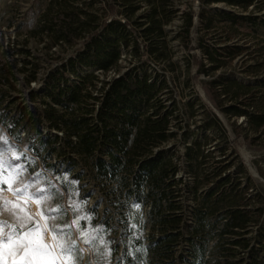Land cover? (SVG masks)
Segmentation results:
<instances>
[{
    "label": "trees",
    "instance_id": "16d2710c",
    "mask_svg": "<svg viewBox=\"0 0 264 264\" xmlns=\"http://www.w3.org/2000/svg\"><path fill=\"white\" fill-rule=\"evenodd\" d=\"M105 2L99 10L94 0H35L23 39H9L0 27V126L23 153L28 171L49 173L64 190V176L79 159L103 181L116 184V198L125 204L119 222L126 234L113 245L110 264H264V192L252 186L242 163L237 173L229 171L225 157L210 164V155L216 150L224 155L229 145L218 115L197 99L200 126L213 134L190 140L184 135V155L194 176V224L189 226L176 178L180 155L161 149L181 125L175 99L166 103L163 97L169 92L166 78L150 72L143 60L118 76L101 79L98 73H119L126 51L136 57L142 47L173 67L166 26L179 15L176 0ZM180 17L175 38L188 49L187 66L197 64V76L207 77L201 80L207 94L226 116L245 117L244 126L233 123L235 129L242 127L245 138L259 140L264 133V0H201L197 12L188 5ZM23 24L13 18L5 23L17 31ZM193 27L199 33L195 45ZM44 36L47 48L81 44L47 73L44 91H29L25 102L19 75L30 86L38 72L28 41ZM239 56L245 66L241 73L252 81H243L236 71L216 74ZM84 68L91 71L80 72ZM71 75L78 80L71 82ZM188 106L193 116L199 112L195 103ZM103 226L117 231L110 219L104 218ZM183 240L189 243L185 253L179 251ZM95 264L101 263L96 259Z\"/></svg>",
    "mask_w": 264,
    "mask_h": 264
},
{
    "label": "rangeland",
    "instance_id": "374dc122",
    "mask_svg": "<svg viewBox=\"0 0 264 264\" xmlns=\"http://www.w3.org/2000/svg\"><path fill=\"white\" fill-rule=\"evenodd\" d=\"M106 0H94V7L103 10ZM112 3V0H110ZM35 0H0V27L5 32V36L11 38L23 39L26 36V31L29 26L28 24V11L32 8ZM119 9V4L115 3ZM177 6L180 8L178 12L179 15L175 17L173 22L166 26L167 30V40L170 45V50L172 51V61L174 63L173 67H170L166 60H157L150 53L146 51L145 47H142L136 57L131 51H126L125 58L120 61V72L116 73L110 71L108 75L100 74V78L103 79L106 76L120 75L127 72L129 66L132 63L145 61L146 68L150 72H155L162 74L168 83L169 92L167 95L164 94L163 97L167 99L166 103H170L171 100L176 101V120L179 121L180 128H177L176 136L162 145L163 150H175L178 152L176 156L179 161V171L176 178L179 179L178 187L181 189V202L185 210L186 225H193V217L191 215L192 208L195 205V200L193 197V192L191 186L194 181V176L191 170L190 162L184 155L186 140H190L193 137H201L206 133L213 134L212 130L202 129L200 126L203 123V118L201 116V108L196 102L197 99L205 103L212 111H214L218 117L221 119L223 125L227 129L229 135V145L228 149L225 151L224 155H220L218 150L214 151L210 155L211 162L213 158L216 160L220 157H225L231 163L229 171L232 173H237L240 168V164L245 167L247 174L253 181V185L257 189H261L264 192V176L260 173L264 172V133L259 140L253 142L248 138H245L244 134L246 131L242 127H237L236 125H245V117H228L226 116L218 107L214 105L211 98L207 94L206 88L201 82V80H206L207 77L203 74L197 76V64L191 63L187 66L188 59V49H186L179 41L175 38L178 30V24L182 20L180 14L191 5L194 12L199 10L201 0H176ZM218 6L227 8L222 3ZM16 19V22H24L20 30H16L15 27L8 28L5 23L9 19ZM194 24H197V16L194 17ZM199 33L196 27L192 28V44L195 45L196 38ZM47 37L41 39L36 37H30L27 47L30 49L31 53L34 55L32 62L37 63V79L32 81L30 86L25 84L24 80L20 78L17 81V87L20 91L21 99L28 102L27 97L29 91H36L42 93L45 88V77L51 69L57 68L61 61H64L70 55L76 53L77 48L80 46L81 42H78L73 47H66L64 45L47 48L45 41ZM81 41V40H80ZM253 43V41H251ZM244 43V39L241 40ZM247 43L246 45H248ZM237 57L232 63L228 64L226 67L216 71V74L223 72L236 71L237 76L243 81H252L253 79L249 76L241 73V70L245 67L243 59ZM246 57V56H245ZM91 71L86 68L80 72ZM78 80L77 76L71 75V82H76ZM99 85V83H98ZM93 94H97L95 89H92ZM18 94V93H17ZM195 103V109H199L196 115H192L189 110L188 102ZM30 105L29 103H27ZM47 129L45 130V132ZM186 131V132H184ZM51 134H59L63 136L62 131L51 130ZM187 133L188 137L184 140V135ZM0 136L7 139V144L0 142V148L7 149L12 147L17 153L20 150L11 143L10 139L5 134V131L0 126ZM217 139L221 140L219 136ZM219 137V138H218ZM19 148H23L20 145ZM213 148V147H211ZM15 165L23 166V175L21 179L27 183H35L39 179L38 187H42L46 190L47 194L51 196V199L47 200L44 204L40 206L41 211H44L46 215L55 216L56 219H50L48 221L49 226H57V230H62L65 233V239H68L70 234L71 240L76 241V246L73 251L74 264H95L96 259L100 261L101 264H110L114 262V258L111 255V249L113 245L121 243L125 237V228L120 224L119 219L122 216V212L125 210V204L122 198L117 199L115 190L116 184L109 181H103L100 178L95 169L79 159L76 168L72 170L71 173L64 176V181L67 182L68 190H64L62 186L56 182L49 173H45V176L38 173H31L25 167V164L20 158L19 160H12ZM74 173H78V178H72ZM14 187L17 185H13ZM6 187V185L4 186ZM29 191H35V188H30ZM9 200H14L12 195L4 193ZM79 204V209H74L73 204ZM35 204V203H33ZM32 203L27 206V210L30 213L35 214L38 210L35 204V210L31 208ZM59 208V212H51L50 209ZM79 217H85L86 219H80L79 225H73V220ZM90 218V219H87ZM104 218L110 219V223L116 232L112 230L109 231L103 226ZM39 219V217H37ZM0 221L7 222L8 224H15V218L8 211L0 210ZM29 227L32 225L29 224ZM70 226V227H69ZM8 231V228H5ZM82 231H87L89 236L95 235L96 239L92 240L91 243L85 244L81 239L80 233ZM101 238L103 243H101ZM189 248V243L183 240L179 245V251L185 253ZM82 250V251H81ZM120 250L119 254L120 256ZM9 264H11V258H9Z\"/></svg>",
    "mask_w": 264,
    "mask_h": 264
},
{
    "label": "snow or ice",
    "instance_id": "6c2138e0",
    "mask_svg": "<svg viewBox=\"0 0 264 264\" xmlns=\"http://www.w3.org/2000/svg\"><path fill=\"white\" fill-rule=\"evenodd\" d=\"M0 142L7 144V139L0 136ZM22 155L12 147L0 148V210L8 211L16 221L15 224L0 221V264H9V258L11 264H74L76 241L71 240L70 234L65 239L66 234L58 231L57 226L50 227L48 221L56 217L39 210L51 196L44 188L37 186L39 179L35 183L24 182L21 179L23 166L12 163L13 159L19 160ZM14 184L17 186L14 187ZM30 188H35V191H29ZM5 192L11 193L14 200H9ZM30 203L37 205L35 214L27 210ZM79 207V204H73L74 209ZM49 211L59 212V208ZM80 219L86 218L79 217L72 224L78 226ZM29 224L32 226L29 227ZM80 236L85 244L96 239L95 235L89 236L87 231H82Z\"/></svg>",
    "mask_w": 264,
    "mask_h": 264
},
{
    "label": "bare ground",
    "instance_id": "6f19581e",
    "mask_svg": "<svg viewBox=\"0 0 264 264\" xmlns=\"http://www.w3.org/2000/svg\"><path fill=\"white\" fill-rule=\"evenodd\" d=\"M6 193H7L8 195H11V193H8V192H6ZM31 208H32V210H35V208H36L35 204L32 203Z\"/></svg>",
    "mask_w": 264,
    "mask_h": 264
}]
</instances>
